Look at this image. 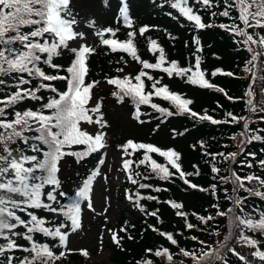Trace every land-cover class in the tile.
I'll list each match as a JSON object with an SVG mask.
<instances>
[{"label":"snow or ice","instance_id":"obj_1","mask_svg":"<svg viewBox=\"0 0 264 264\" xmlns=\"http://www.w3.org/2000/svg\"><path fill=\"white\" fill-rule=\"evenodd\" d=\"M172 9L178 10L180 16L191 22L195 31L206 30L218 27L230 32L234 37H240L239 44L251 54L246 64L245 71L251 73L253 83L249 84V91L245 93L249 97L247 104L249 111H257V105L252 97L256 94L254 84L260 81L259 92L264 94V75H257V72H264V0H223L222 11H211L213 18L217 16L227 17L231 23L215 24L212 22L205 23L199 10L210 11L214 7V0H164ZM120 15L123 20L131 25L129 18V10L126 0H121ZM238 12L237 16L232 15V11ZM171 15V13H169ZM78 21L71 7V0H0V86L13 88L14 91L0 98V264H58V262L67 258V253L75 251L68 247L69 237L71 233L77 232L82 227L81 211L82 201H86V207L95 211L90 193L93 191V182L97 177L107 179L102 175L100 166L106 163L105 157L97 161V166L84 179L82 186L78 187L75 195L70 198V203L61 204L58 197H65L68 194L62 191V182L59 179L60 171L59 162L66 156L76 157V162L80 163L93 153H99L106 150L107 133L104 131L110 125L104 118L102 112L103 98L96 101L93 106L90 102L94 99L93 89L99 85L100 81L95 80L86 82L88 74L87 56L95 52L93 47L86 43H81L79 48L70 47L69 42L76 39L86 40L87 33L77 30ZM149 30L148 26L139 28V35L144 36ZM251 30V31H249ZM104 32L111 34L112 38L102 39V44L108 46L111 52H123L132 57V59L142 64V70L134 77L125 76L107 78L109 85H114L118 91H114L112 95L117 97L118 102H126V98L131 100L135 105L134 119L141 124L145 121L141 116L149 115L140 111L141 105H148L151 109L159 112L163 117H171L173 115H189L193 119L210 122L212 125H220L227 123H236L244 121V132L242 135L247 137L242 143H251L253 140L264 141V135L256 134V132H264V129L252 130L249 128V121L243 116H235L233 113H226L230 120H218L212 115L199 114L189 105L192 100L182 98L181 94L171 92L167 85H160V80L155 79L143 69L159 70L166 73L169 78L173 76L185 78L187 83L199 85L202 88H215L217 91L225 92L205 79V72L201 68V57L197 53L203 51L201 40L194 35L192 43L196 45L195 63L186 67L179 66L175 60L169 61L166 58L164 49L156 40L149 38V51L156 57L155 63L142 60L138 55V49L134 44L136 32H128V39L119 41L116 32L113 29H104L96 34L103 36ZM175 40L176 37L172 36ZM187 42H186V45ZM67 50L73 54L72 62L64 67L63 65L54 63V58L62 56ZM123 60V57H121ZM259 61V64L256 62ZM56 70V74L46 72L43 66ZM167 65V66H165ZM66 75L59 74L60 71ZM117 72H122L123 68H117ZM222 70L216 69L211 75L216 76ZM228 76H234V73H225ZM8 78L12 81L9 84ZM151 82V88L146 90V81ZM38 83L33 87V81ZM65 81L66 89L61 91L52 83L54 81ZM133 80L135 83H133ZM4 88L0 87V92ZM47 91L52 93L46 103H41L40 107L33 109H25L23 111L16 110V105L25 101H43L44 97L38 93ZM226 95V93H225ZM160 97L168 101L175 107L176 111H170L168 108L161 107L153 102V97ZM229 100L240 98L227 97ZM260 111H264V101L260 102ZM218 107L222 105L218 104ZM11 110V111H9ZM11 117V118H9ZM96 125L98 131L95 134L89 133L84 129L83 125ZM159 125H157V128ZM175 132V130H173ZM25 133H34V135H25ZM182 135L183 133H176ZM234 138V137H233ZM22 143L26 147L22 148ZM204 147V142H200ZM13 145H16L13 147ZM40 145H43L42 148ZM74 145H84L83 151H72ZM121 152L122 170L128 173L127 178L133 185H138L139 189H148L152 186L146 183H139L136 177H140L141 173L132 170L133 163L139 165H150L152 173L159 176L161 180H171L178 173L185 189L208 191L200 185L193 183L188 177L199 175V171L185 172L181 165V154L173 149L162 150L152 144L142 142H134L129 139L125 143L118 145ZM131 149L132 151H129ZM143 150L144 154L138 161L132 159H124V157H132L133 153ZM242 152L243 149L241 148ZM31 152L32 154H27ZM156 153L166 158L169 167L158 163L150 154ZM239 153H208L213 160L217 156H223L226 160L231 159L235 162ZM247 155L255 157V153ZM210 162V161H209ZM258 164L264 168V160H259ZM248 168L254 167L251 162H245ZM196 168L197 166H193ZM211 171L214 174L222 173V169L215 164L212 165ZM230 175H218L213 179H219L224 183H231L232 189L229 194L225 188V199L232 202L233 207L226 210L222 209L219 204H213L216 209L215 215L201 216L193 213L201 224L208 225L215 221L217 217H228L229 229L228 235H224L223 239L215 247L209 246L205 241L199 240V249L190 250L179 247L178 241L174 238L173 233H165L156 228L155 225L149 224L148 228L159 233L166 238L171 245L178 247V254H182L187 260H181L180 264H230L227 259L228 254L239 259L242 264H253V260H249L248 256L237 251L232 246L234 241L236 244L248 247L250 255L254 260L264 264V250L260 245H264V241L255 238L257 234L264 237V209L253 207L251 211L246 210L249 197H258L264 201V176L254 173L244 176L239 175L235 170L230 169ZM149 179V177H144ZM255 182V183H253ZM46 187H50V191H46ZM167 189L155 188V191H166ZM212 194L218 191V185H211ZM245 192L248 195H240ZM126 197L132 201L133 206L145 216L158 218V209L148 211L141 199L156 200L155 196L141 197L139 193ZM170 203L173 209H181L182 204L176 202L164 201ZM43 209L48 213L63 217L59 222L47 220L39 217L35 211ZM107 211V209L105 210ZM20 213V214H18ZM257 213V216L253 214ZM23 214V215H22ZM177 216L185 218V228L192 230L197 225L188 222V214L183 211H177ZM24 216L28 218L25 219ZM46 225H52L51 227ZM132 228L135 225H131ZM23 228L24 231L19 229ZM203 231V229H201ZM111 232L112 242L123 250L121 241L124 236L119 233H127L129 240H134L129 231L127 222L125 226L118 231L108 229ZM36 233H41L45 237H50L52 244L40 243L34 239ZM248 233H252L249 235ZM216 235L221 233L216 232ZM28 242L29 247H25L18 243L19 239ZM198 240L197 237H192ZM62 249L57 253L56 246ZM16 251L29 253L23 258H18L14 253ZM84 256H88L87 250H79ZM145 252L148 256L165 258L167 264H173L174 258L178 255L172 253L167 247H159L156 249L147 248ZM135 264H155L150 258H142L137 260Z\"/></svg>","mask_w":264,"mask_h":264},{"label":"trees","instance_id":"obj_2","mask_svg":"<svg viewBox=\"0 0 264 264\" xmlns=\"http://www.w3.org/2000/svg\"><path fill=\"white\" fill-rule=\"evenodd\" d=\"M191 2V0H190ZM129 18L132 23L129 25L126 23L120 15L121 0H71V7L76 16V19L88 18L93 24V28L96 32H101L104 29H113L116 32V37L119 41H125L128 38L126 33L130 31L136 32V38L134 44L138 49V55L142 60L150 63L156 62L155 55L149 51V38L154 39L164 49L166 58L171 61L175 60L179 63V66L186 67L195 63V57L192 55L195 52L196 45L192 43L194 35L198 36L201 40L202 52L197 53L201 57V68L205 72V79L219 88L225 90V92L217 91L215 88H202L199 85H193L186 82L185 78L173 76L168 77L166 73L159 70L143 69L152 75L155 79L160 80V85H167L169 90L174 93L181 94L182 98L190 99L193 101L189 105L190 109L199 113L212 115L218 120H230V117L226 116V113L231 112L235 116H243L249 121V128L252 130L264 129V111H260L262 101H264V94L259 92L260 81L257 80L253 85L256 89V94L252 97L254 103L257 105V111H249V105L247 104L248 96L245 95L249 91V84L253 83L251 79V73L246 72L245 68L250 67L246 64V61L250 59V53L245 47L238 43L240 37H234L230 32L220 29L218 27L195 31L191 22H188L185 18L180 16L178 10L172 9L169 4L164 3V0H126ZM224 8L223 0H214V7L210 11L199 10V14L202 16V20L205 23H231L227 17L217 16L213 18L211 11H222ZM171 13V15L169 14ZM233 16H237L238 12L233 10ZM148 26L149 30L144 36L139 35V28ZM251 31V30H249ZM176 37L175 40L171 37ZM98 39L96 44L92 47L95 52L87 56V67L89 69L86 76V82H92L99 80L100 83L93 89L100 94L96 101L103 98L102 112L104 118L110 125L106 131L107 142L112 139L115 140L117 145L125 143L131 139L134 142H142L146 144H152L161 148L162 150L173 149L181 154V165L185 172L199 171V175L188 177L193 183L202 186L208 191L191 190L183 184L182 180L178 178V173L171 180H161L158 175L152 173L150 165H139L133 163L132 170L140 172L141 176L136 177L139 183L150 184L152 187L148 189H139L138 185H133L127 178L128 173L125 171V176L122 182V188L127 191L129 195H135L139 193L141 197L155 196L156 200L141 199L140 203L144 205L148 211H158V218L152 216H145L144 213L139 211L138 208L131 205L129 209L131 214L134 215L133 219H128L125 215H121L113 230H119L125 226L127 222L129 233L135 237L134 240L127 238V233H119L124 236L121 241L123 250L117 247L112 239L108 245L110 249V260L113 264H135L137 260L142 258H150L155 261V264H167L165 258H158L155 256H148L145 252L147 248H159L167 247L172 253L178 254L179 250L176 245H171L166 238L159 235L158 232L148 228L147 225H155L165 233H173L174 238L178 241L179 247L198 250V241H205L209 246L215 247L219 241L223 239L224 235H228L229 223L228 217H217L215 221L210 222L208 225L201 224V222L192 214L197 213L201 216L215 215L216 209L213 204H219L224 210L233 207L230 200L225 199L224 189L227 188L229 194L231 193L232 184L224 183L223 181L213 179L218 175H230V169L235 170L239 175L244 176L247 174H256L264 176V168H261L258 164L259 160H264V141L253 140L251 143H242L246 141L247 137L242 135L244 132L243 123L240 121L236 123H227L220 125H212L207 121H200L198 118L193 119L189 115H173L171 117H163L161 114L148 105H141L140 111L142 113H148L149 115L141 116L145 123L141 124L138 120L134 119L133 113L135 112V105L131 100L126 98V102H118L117 97H114L112 93L118 91V88L114 85L107 83V78L125 76L134 77L142 70V64L132 59L126 53L123 52H111L108 46L102 44V39L112 38L111 34L104 32L103 36L97 35ZM187 42L188 46H185ZM72 47V46H70ZM74 48V47H72ZM123 57V60L121 59ZM73 59V54L65 50L62 56L54 58V63L67 67ZM259 64V61L256 62ZM167 66V65H165ZM46 72L50 74H56V70L43 66ZM117 68H123L122 72H117ZM220 69L216 76H212L211 73ZM234 73V76H228L225 73ZM61 75H66L62 70ZM257 75H264V72H257ZM8 79V78H5ZM146 81V90L151 88V82ZM9 84L12 83L8 79ZM38 83L37 80L33 81V87ZM55 87L61 91L66 89L65 81L52 82ZM133 83L135 81L133 80ZM103 86V87H101ZM4 88L3 92H0V98L4 95L14 91L13 88L7 86H0ZM103 88L102 90H100ZM226 93V95H225ZM44 97L43 101L25 100L16 105V110L23 111L25 109H37L41 103H46L48 98L53 95L50 92L42 91L38 93ZM227 97L240 98L236 100H229ZM95 99V94H94ZM94 99L90 102L93 106L96 101ZM106 100H111L114 104L122 107L126 114L130 126L128 129H124L122 122L118 117L111 113L107 108ZM153 102L157 103L161 107L168 108L170 111L175 112L176 109L171 103L163 100L160 97H153ZM222 105V107H218ZM3 105H0L2 107ZM11 111V110H9ZM11 118V117H9ZM157 125L159 127L157 128ZM99 130V129H98ZM175 130V132L173 131ZM89 133L95 134L96 132ZM176 133H183L177 135ZM256 134L264 135V132H256ZM25 135H34V133H25ZM146 136V137H145ZM234 137V138H233ZM204 142V147H201L200 142ZM16 145H13L15 147ZM20 147H26L22 143ZM42 148L43 145H40ZM84 145H74L72 151H83ZM243 149L241 152L240 149ZM129 151H132L129 149ZM102 152V150H101ZM93 153L80 163L76 162V157L66 156L59 162L60 171L58 173L59 179L62 182V191L68 195L65 197H58L61 204H69L70 198L75 195L76 190L80 186L82 180L91 172L97 158L101 154ZM233 153L238 152L235 162L231 159H225L223 156H217L215 160L211 156L205 155V153ZM248 153H255V157L247 155ZM27 154H32L28 152ZM144 152L139 150L133 153V161H138ZM153 159L158 163L170 168L167 164V160L164 157L159 156L156 153L150 154ZM210 161V162H209ZM245 162H251L254 167L248 168ZM215 164L223 171L220 174H214L211 171L212 165ZM197 166L194 168L193 166ZM175 172V169H171ZM149 177V179H144ZM216 183L218 185V191L215 195L212 194L211 185ZM255 183V182H253ZM155 188L167 189L166 191H155ZM50 187H46V191H50ZM264 190V189H262ZM240 195L247 196L245 192H241ZM164 201L176 202L183 205L181 209H173L170 203H164ZM253 207L257 209H264V201H261L258 197H249L246 205V210L251 211ZM39 217H44L47 220L59 222L63 217L54 216L43 209L33 210ZM177 211H183L188 214V222L197 225V228L188 230L185 228V218L177 216ZM20 214V213H18ZM23 215V214H22ZM258 217L257 213L253 214ZM27 219V216H24ZM131 225H135L134 228ZM51 227L52 225H46ZM203 229V231L201 230ZM24 231L23 228L19 229ZM216 232L221 235H216ZM252 235V233H248ZM192 237H197L198 240H193ZM258 238L264 241V237L256 235ZM34 239L40 243L52 244L53 241L50 237H45L41 233H36ZM0 242H4L0 240ZM18 243L29 247L27 241L22 238L18 240ZM232 246L237 251L242 252L248 256L249 260H253V264H260L259 261L254 260L251 257L250 251L255 249H249L246 246L236 244L232 242ZM261 250H264V245H260ZM57 253L61 251L60 246L57 243ZM15 255L18 258H23L29 255L16 251L9 253ZM230 264H242L238 258L228 254L227 256ZM181 260H187L182 254H178L174 258L173 264H180ZM85 256L81 253L71 252L67 254V258L58 262V264H86ZM191 264V261H188Z\"/></svg>","mask_w":264,"mask_h":264},{"label":"rangeland","instance_id":"obj_3","mask_svg":"<svg viewBox=\"0 0 264 264\" xmlns=\"http://www.w3.org/2000/svg\"><path fill=\"white\" fill-rule=\"evenodd\" d=\"M77 21V30L86 32L87 39L83 41L76 39L74 42H69L70 46L79 48L81 43H86L90 47L96 44L98 39L97 32L93 28L91 21L88 18L84 20L79 18ZM125 35H128V33ZM94 94V101H96L100 93L94 91ZM105 101L107 102L106 108L120 119L124 129H128L130 126L128 114L125 113L122 107L114 104L111 100L105 99ZM83 127L90 132L98 131V126L96 125L84 124ZM107 144V149L102 150L99 157V159L101 156L105 157L106 163L100 167L102 169V175L107 177V179L97 177L93 182V191L90 193L95 211L86 207V201L81 202L82 227L77 232L70 234L68 242V247L75 250L71 252L80 253L79 250H87L89 255L87 257L85 256L84 262L86 264H113L110 260L111 252L108 248L112 234L107 230H113L121 215H125L130 220L134 217L129 209L130 201L126 197V191L122 188L124 171L122 170L121 152L115 140L110 139ZM124 159H129V157H124ZM96 166L97 163L93 169ZM83 181L80 186H82ZM106 209L107 211H105Z\"/></svg>","mask_w":264,"mask_h":264}]
</instances>
